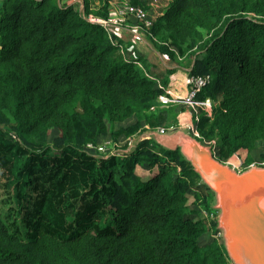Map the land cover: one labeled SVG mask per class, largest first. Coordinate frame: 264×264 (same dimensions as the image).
Wrapping results in <instances>:
<instances>
[{"label":"trees","instance_id":"obj_1","mask_svg":"<svg viewBox=\"0 0 264 264\" xmlns=\"http://www.w3.org/2000/svg\"><path fill=\"white\" fill-rule=\"evenodd\" d=\"M82 7L0 0V264H229L188 201L197 173L179 149L149 140L127 153L87 148L108 124L136 119L110 133L117 140L139 124L176 125L181 108L154 125L165 76L88 19L109 18L107 0ZM146 31L162 56L211 76L198 93L214 103L195 123L198 140L216 137L220 156L249 165L264 141V0H171ZM26 188L37 191L31 203Z\"/></svg>","mask_w":264,"mask_h":264},{"label":"water","instance_id":"obj_2","mask_svg":"<svg viewBox=\"0 0 264 264\" xmlns=\"http://www.w3.org/2000/svg\"><path fill=\"white\" fill-rule=\"evenodd\" d=\"M144 131L139 138L156 136L167 149H179L216 197L220 211L218 227L233 264H264V168L252 167L238 172L222 162L192 135ZM186 131V130H185ZM167 134H170L169 136Z\"/></svg>","mask_w":264,"mask_h":264},{"label":"rangeland","instance_id":"obj_3","mask_svg":"<svg viewBox=\"0 0 264 264\" xmlns=\"http://www.w3.org/2000/svg\"><path fill=\"white\" fill-rule=\"evenodd\" d=\"M71 0H63V2H68ZM80 1V0H79ZM80 9L82 11V14H84V9L82 6H80ZM148 10V8L146 9ZM156 17L153 16V18ZM138 21V20H136ZM140 21V20H139ZM138 21V22H139ZM142 26V25H141ZM175 61V60H172ZM178 62V61H177ZM183 65H186L187 62L182 61L180 62ZM170 65L172 66L173 63H170ZM170 73V70H167V74ZM157 83V82H156ZM158 84V83H157ZM159 111L163 112V118L161 119V121L156 122V118H154V125L160 126V125H167V124H171L174 118L175 113L181 108L180 103H171L168 104L166 107L161 108L157 107ZM151 113H153L151 111ZM154 117H156V114L153 113ZM136 122V119L131 117L129 119H127L124 122L121 123H116L114 125L108 124V133L106 135H99L98 139H97V143L96 146L97 147H101L102 149L100 151H98L100 154H105L108 155L110 153L114 154V153H118V152H123V151H127L128 148H125L128 145V142L131 141V144L137 145L141 140H149L151 142H153L154 144L165 148V142H167V139L165 138V142H162L164 144H160L159 138L156 136H147L145 138H139L140 135H142V133L144 132L143 130V124H139L140 126H138V128L131 132V133H121L120 136L117 137V140H113L112 137L110 136L111 132H114L116 130H118L120 127L123 128H130L132 127ZM176 132H182L186 135L190 134L188 130H179ZM59 133V131L57 129H51L48 131L47 135L43 136V139L41 140L43 143H47L49 145H52L53 143V139L57 136V134ZM168 136L170 134H167ZM191 135V134H190ZM9 138L11 139V136H9ZM202 143H204L206 146L210 147V149L212 150V152L214 153V155L216 156V158H218L220 161L222 162H228V160L234 156L236 158H238V166L235 168L236 171L238 172H243L245 170H248L252 167H259V168H264V141H260L256 144L255 149L252 152L253 155V160L251 161V163L249 165H243L242 163V159L237 155V154H232L230 156H220L219 154V149L221 148V141L214 137L210 140L208 139H204L203 141H201ZM95 146V145H94ZM91 151H93L94 153L97 151L93 148H89ZM180 151V150H179ZM195 172V171H194ZM196 173V172H195ZM191 177L189 178V184L192 185L191 190L187 193V197H188V201L189 202H194L196 204V206L201 210V217H203L206 222L211 226L210 228V233L212 234V236L216 237L217 240L224 245V238H223V231L218 227V218H219V214L220 211L216 208V197H215V193L209 188L207 187V185L202 181L201 177L196 174V175H190ZM189 177V176H187ZM4 178L0 177V182H2L3 184ZM24 192L27 193V199L28 201H30L37 193V191L35 189L32 188H26L25 190H23ZM0 195H4V192H1ZM31 203V201H30ZM51 206V204L49 202H47L46 207L49 208ZM56 213L55 210H50L49 214L54 215ZM212 214V217H210V215ZM207 215V216H206ZM228 255V254H227ZM228 262L229 264H232L233 262L231 261L230 257L228 256Z\"/></svg>","mask_w":264,"mask_h":264},{"label":"crops","instance_id":"obj_4","mask_svg":"<svg viewBox=\"0 0 264 264\" xmlns=\"http://www.w3.org/2000/svg\"><path fill=\"white\" fill-rule=\"evenodd\" d=\"M109 9V18H121L120 23L110 25L109 32L120 43L121 48L128 57H136L139 55L145 59L153 76L157 79L164 77L166 80V88L174 97H181L187 92L186 78L191 69L190 66L183 65L182 59L179 62L172 61L162 56L154 47L153 40L147 34L142 22L134 15H123L122 8L125 3L131 4L132 0H107ZM171 0H138L137 6L143 5L148 7L149 15H161L164 8ZM78 3L82 6V0H71L68 4ZM132 5V4H131ZM98 2L94 1L93 7H97ZM138 20V21H136ZM142 25V26H141ZM170 63H173L171 66ZM170 73L167 74V70ZM159 81V80H157Z\"/></svg>","mask_w":264,"mask_h":264},{"label":"built area","instance_id":"obj_5","mask_svg":"<svg viewBox=\"0 0 264 264\" xmlns=\"http://www.w3.org/2000/svg\"><path fill=\"white\" fill-rule=\"evenodd\" d=\"M122 12L123 15H134L138 20L142 22V25L145 28V30H147L152 25L153 17L149 15L148 11L142 8L141 6H134L129 3H125L123 5ZM88 19L90 21L101 24L107 31H109L110 25L120 23L123 21L121 18L103 19L99 17H94L92 15H90ZM147 34L150 35L149 32H147ZM210 81H211V76L209 74L206 75L189 74L186 78L187 92L185 95L181 97H174L171 94V92L166 88V86L162 87L157 81L158 86L164 90V93L158 97L159 107H166L168 104L176 102V103H180L181 109L176 117L177 118L176 125H171L169 127H157L155 129H150L148 126H145L144 131H155L159 134H164L166 132H171L177 129H185L188 130L193 137L198 139L199 132L196 128L195 123L199 120L201 114H204L207 117H211L213 113L214 103L210 98L198 99V93L205 86H207L210 83ZM153 109L154 106L151 107V110ZM131 143H132L131 141L128 142V145L125 147L128 148V150L123 151V153H127L131 149V147L134 146V144ZM87 147L93 148L97 151H100L102 149L101 147L94 146L91 143L87 144ZM210 217H212V214L210 215Z\"/></svg>","mask_w":264,"mask_h":264},{"label":"bare ground","instance_id":"obj_6","mask_svg":"<svg viewBox=\"0 0 264 264\" xmlns=\"http://www.w3.org/2000/svg\"><path fill=\"white\" fill-rule=\"evenodd\" d=\"M229 165H231L232 167H237L238 165V159L236 157H231L228 162H227Z\"/></svg>","mask_w":264,"mask_h":264}]
</instances>
